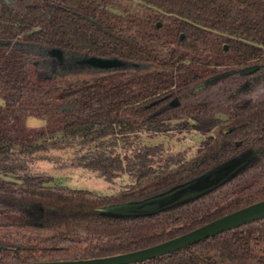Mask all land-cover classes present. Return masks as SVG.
Returning a JSON list of instances; mask_svg holds the SVG:
<instances>
[{"label":"trees","instance_id":"16d2710c","mask_svg":"<svg viewBox=\"0 0 264 264\" xmlns=\"http://www.w3.org/2000/svg\"><path fill=\"white\" fill-rule=\"evenodd\" d=\"M35 46L125 64L54 72L48 53ZM252 64L262 66L256 76L264 78V0H0V263L129 251L264 198L262 155L174 207L134 217L97 210L159 193L264 144V137L254 138L264 134L262 102L234 97L225 121L216 116L218 103H170L187 84ZM31 116L43 124L28 125ZM184 117L204 132L217 125L195 156L202 160L162 165L154 159L158 145L133 148L126 137L124 153L116 149L119 136L165 130L166 120ZM73 144L78 165L107 180L128 170L134 182L102 195L23 170L19 154ZM141 224L150 231H127ZM129 264H264V218Z\"/></svg>","mask_w":264,"mask_h":264},{"label":"rangeland","instance_id":"374dc122","mask_svg":"<svg viewBox=\"0 0 264 264\" xmlns=\"http://www.w3.org/2000/svg\"><path fill=\"white\" fill-rule=\"evenodd\" d=\"M37 51H45L48 53L47 61L53 66L54 72L59 70H66L76 66H87L85 57L75 53L66 55L62 50L61 58H57L50 50L35 46ZM220 70L213 74L208 83L205 81H198L187 84L181 87V95L178 98V105L184 106L188 103L208 102L210 105L232 102V97L227 98L231 93V82L237 79L238 75L231 72L230 68ZM51 72V71H50ZM36 73L35 77H42V74ZM222 74L223 76H219ZM215 76H219L216 79ZM214 77V78H213ZM239 96L251 97L254 99L264 98V81L254 83L247 90L239 91ZM1 101V100H0ZM216 116L225 121L226 115L223 112L217 111ZM168 127L165 130H146L142 129L138 132H132L126 136H119L116 149L124 153L123 146L125 145L123 137L128 138L132 147H140L141 145H158L157 153L154 154L156 163L165 165L168 163L171 167L176 166L177 163L188 162L195 158L200 152L204 142L216 132L217 125L209 132H204L196 128L194 124L197 121L191 117H184L182 119L170 118L166 120ZM27 124L31 126H40L43 120L36 117H29ZM77 145L62 146L50 148L47 150L40 149L33 153L19 154L20 162L23 161V170L29 173H44L54 176L56 179L53 183L68 186L72 188H85L102 195H112L119 191L125 190L134 182V177L128 170H118L111 180H107L100 175L96 170L87 169L78 165L75 161V152ZM261 155V149L257 150ZM20 170V168H17ZM1 171V170H0ZM3 174L0 173V176ZM113 227H108L106 230L112 231ZM105 230V227H102ZM105 230V231H106ZM127 231L144 233L149 232L148 224H141L138 228H133ZM127 231H120L126 233ZM107 232V231H106Z\"/></svg>","mask_w":264,"mask_h":264},{"label":"water","instance_id":"95a60500","mask_svg":"<svg viewBox=\"0 0 264 264\" xmlns=\"http://www.w3.org/2000/svg\"><path fill=\"white\" fill-rule=\"evenodd\" d=\"M157 24L159 25L160 22ZM182 36L183 34H181ZM224 47L227 48V45L225 44ZM50 52L57 58H61L62 49L54 47L51 48ZM85 60L88 62V65L95 67H115L125 64L121 59L115 57L86 56ZM257 66V64L248 65L241 68L239 72L243 74L250 73ZM219 76L223 75L219 74ZM219 76L213 78L216 79ZM210 77L204 80L205 83L211 81L209 79ZM156 101L149 102L144 107H148ZM257 150L249 149L237 154L228 160L218 163L202 174L178 183L159 193L146 196L142 199L105 204L97 207V210L111 216L134 217L150 215L188 202L223 184L239 171L250 165L253 160L259 157ZM260 218H264V198L236 208L173 237L129 251L84 259L35 260L0 264H129L141 262L165 253H170L197 243L202 239Z\"/></svg>","mask_w":264,"mask_h":264},{"label":"flooded vegetation","instance_id":"af4514ba","mask_svg":"<svg viewBox=\"0 0 264 264\" xmlns=\"http://www.w3.org/2000/svg\"><path fill=\"white\" fill-rule=\"evenodd\" d=\"M253 65V64H252ZM258 66H257V68L254 70V71H252V72H250V73H246V74H243V73H240L239 72V70L240 69H236L235 71H237V72H235V74L236 75H238V77H237V79L236 80H234L233 82H231V86L232 87H230V89H231V92L235 95V96H230V94L228 95V99L229 98H231L232 97V100H234V97H236V98H238V99H241V98H246V99H250L253 103H255V104H257V103H259V102H262V110L264 111V98H262V99H254V98H251V97H245V96H239L238 95V93H239V91H242V90H247L248 88H250L251 86H252V84H254V83H260V82H263L264 81V78H258L256 75V71H258L259 69H262L261 67V65L260 64H257ZM231 72H233V71H231ZM255 72V73H254ZM178 98L179 97H176L175 99H172V100H170V103H172V102H176V103H178ZM229 103H233V102H227V103H223L222 101H220V102H218V105H219V112H223L225 115H226V118H225V120H227L228 119V114H227V112H226V106H228L229 105ZM216 113H218V112H216ZM263 128H264V126H262ZM233 129V126L232 125H230V126H228V127H226V128H224V131L225 132H228V131H231ZM216 133V132H215ZM215 133H213V135L212 136H214L215 137ZM254 136H257V137H254V138H263L264 137V134L262 135V134H259V135H254ZM238 144H240L241 143V140H239V141H236ZM203 147V146H202ZM201 147V148H202ZM250 149H261L263 152H261V155H259V157H261L262 155H264V144H258V145H256V146H253L252 148H250ZM258 157V158H259ZM202 160L203 159V157H196L195 159H192V161L191 162H197L198 160ZM190 162V163H191Z\"/></svg>","mask_w":264,"mask_h":264}]
</instances>
